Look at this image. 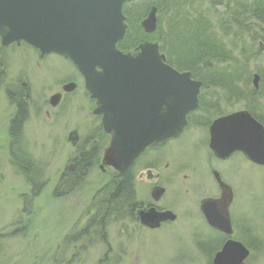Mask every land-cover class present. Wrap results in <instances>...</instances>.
<instances>
[{"label":"rangeland","instance_id":"1","mask_svg":"<svg viewBox=\"0 0 264 264\" xmlns=\"http://www.w3.org/2000/svg\"><path fill=\"white\" fill-rule=\"evenodd\" d=\"M256 45L259 51L250 58L251 74L264 71V42ZM0 70V264H211L218 236L206 223L199 203L219 195L212 170L232 189L231 238L242 240L238 231L248 229L259 247L244 243L250 253L246 263L264 264V166L240 153L215 159L207 145V126L202 125L206 119L209 124L218 115L245 109L244 102H226L221 92L209 88L218 103L209 118L199 115L201 124L188 125L179 138L134 164L138 199L154 201L150 191L154 184L160 185L163 193L154 204L173 213L174 221L158 229L129 220L111 221L103 240L97 231L79 238L91 216L92 196L114 171L98 160L72 191L55 195V188L84 138L88 137V147L100 142V154L109 142L108 136L99 134V118L92 114L94 102L74 67L56 54L40 57L24 44H0ZM252 80L253 76L250 86ZM258 81L254 104L264 119V77ZM71 82L73 90L64 94L62 86ZM23 85L28 94L22 148L41 169L44 181L35 197L9 154L8 129L16 106L7 90ZM56 93L63 98L54 107L49 99Z\"/></svg>","mask_w":264,"mask_h":264},{"label":"water","instance_id":"2","mask_svg":"<svg viewBox=\"0 0 264 264\" xmlns=\"http://www.w3.org/2000/svg\"><path fill=\"white\" fill-rule=\"evenodd\" d=\"M133 0H0V44H24L38 52L61 56L80 73L84 88L94 102L92 113L100 118L109 136L102 150V164L122 173L146 149L176 138L187 125V116L198 109L201 81L189 71L169 65L155 41L139 43L125 52L119 43L128 23L123 12ZM143 32L156 29V9L141 21ZM257 88L258 75H253ZM73 83L65 84L71 91ZM59 94L49 103L56 106ZM209 149L225 160L240 152L248 161L264 166V127L247 110L213 120L208 129ZM220 196L204 198L199 209L212 229L228 238L212 264H244L248 248L231 238L233 229L229 206L233 193L217 171L212 172ZM163 193L156 189L158 199ZM142 224L151 228L161 220L174 219L170 211H139Z\"/></svg>","mask_w":264,"mask_h":264},{"label":"trees","instance_id":"3","mask_svg":"<svg viewBox=\"0 0 264 264\" xmlns=\"http://www.w3.org/2000/svg\"><path fill=\"white\" fill-rule=\"evenodd\" d=\"M151 8L156 9V29L147 34L140 23ZM123 12L128 29L124 40L119 43L121 50L132 52L143 41H155L169 65L178 71H189L192 78L201 81L199 108L188 115L189 124H201L199 115L209 118L210 113L218 108V103L211 98L210 88L221 92L226 102H244L245 109L264 127V119L254 104L258 92L250 86L253 74L249 70L253 52L259 51L256 41L264 42V0H133L124 5ZM256 73L264 77V71L257 69ZM17 88L18 91L7 90L10 102L16 106L8 129L9 154L12 164L30 185L31 195L35 197L44 181L41 169L22 148L28 91L26 86ZM205 123L202 125H208L207 119ZM98 131L102 133L101 129ZM88 142L86 137L75 148L70 157L71 167L62 171L55 195L76 188L81 177L98 161L102 144L97 141L88 147ZM139 207L132 168L120 174L113 172L92 196L91 216L79 231V238L97 231L103 240L106 224L125 218L135 221L134 211ZM248 231L242 228L238 231L241 241L251 248L259 247ZM217 236L219 245L223 238Z\"/></svg>","mask_w":264,"mask_h":264},{"label":"flooded vegetation","instance_id":"4","mask_svg":"<svg viewBox=\"0 0 264 264\" xmlns=\"http://www.w3.org/2000/svg\"><path fill=\"white\" fill-rule=\"evenodd\" d=\"M37 52V51H36ZM75 69V68H74ZM76 70V69H75ZM77 71V70H76ZM77 73L80 75V73L77 71ZM81 76V75H80ZM81 78H82V76H81ZM83 79V78H82ZM72 83V82H71ZM65 85V84H64ZM64 85L62 86V90H63V87H64ZM25 85H23L22 87H24ZM63 92H64V94H67L68 92H70V91H64L63 90ZM56 94H59V101L63 98V96H61V94L60 93H56ZM55 95V94H54ZM58 104H59V102H58ZM57 104V105H58ZM56 105V106H57ZM55 107V106H54ZM93 114V113H92ZM98 117V116H97ZM99 118V117H98ZM99 122H100V118H99ZM210 124L211 123H209L208 125H207V134H208V141H209V133H208V129H209V126H210ZM188 125H190L189 124V121H188V117H187V126L186 127H188ZM100 127V129H101V126H99ZM101 131H102V129H101ZM103 133V132H102ZM103 134H105V133H103ZM181 135V134H180ZM180 135H178L176 138H179V136ZM106 136H108V135H106ZM176 138H174V139H176ZM108 139H109V136H108ZM174 139H170V140H168V141H166L163 145H161V146H158V147H155V148H149V149H146L139 157H137L135 160H134V162L131 164V166H130V168H132V170H133V166H134V164L137 162V160H139L140 158H142V157H145L146 155L147 156H149V155H151V154H154L155 153V151H157L158 149H160L162 146H164L166 143H168L169 141H171V140H174ZM212 155H213V153H212ZM213 157L215 158V159H217V160H219L218 158H216L214 155H213ZM221 161V160H220ZM145 168H147V166H144ZM212 172H213V170H212ZM133 175H134V172H133ZM213 175V174H212ZM214 178V177H213ZM134 181H135V175H134ZM161 187L160 185H158V184H154L152 187H153V190L152 191H150V197H152L153 199L152 200H154V201H157L158 199H155L154 198V196H153V193L156 191V189H158V188H156V187ZM139 201V203H140V207L139 208H137V211H136V213L134 214V218H135V221L136 222H138V223H140L141 224V221H140V217H139V214H138V212H139V209H141V208H143V209H148V208H153L155 211H157V212H162V211H167V210H163V209H160V208H158V206H156V204H154L155 202L154 201H152V202H149V203H144V202H142L141 200H138ZM175 216V215H174ZM176 219V216L174 217V219H170V218H166V219H164V220H161L159 223H158V227H157V229L162 225V224H165V223H171L170 221H174ZM141 225H143L144 227H147V228H149V229H154V228H151V227H149V225H145V224H141ZM212 229V228H211ZM212 230H215V229H212ZM217 231V230H216ZM218 233L222 236V238L223 239H227L228 237L224 234V233H222V232H219L218 231Z\"/></svg>","mask_w":264,"mask_h":264},{"label":"bare ground","instance_id":"5","mask_svg":"<svg viewBox=\"0 0 264 264\" xmlns=\"http://www.w3.org/2000/svg\"><path fill=\"white\" fill-rule=\"evenodd\" d=\"M64 59V58H63ZM70 63V62H69ZM254 74H257V73H254ZM253 74V75H254ZM258 75V74H257ZM258 77H259V75H258ZM194 79V78H193ZM257 86H259V81H258V83H257ZM201 87H202V85H201ZM252 87L254 88V86H253V81H252ZM259 88V87H258ZM243 110H246V109H243ZM238 111H240V110H238ZM236 112V111H235ZM231 113H233V112H231ZM228 114H230V113H228ZM225 115H227V114H223V115H218V116H216L213 120H215L216 118H218V117H222V116H225ZM210 120V119H209ZM213 120H210L211 122L213 121ZM103 132V131H102ZM104 133V132H103ZM105 135H107V134H105ZM208 143H209V141H208ZM208 143H207V145H208ZM208 148H209V145H208ZM245 158V157H244ZM246 159V158H245ZM98 160H100V161H102V152H101V154H100V157H99V159ZM260 166V165H259ZM111 168V167H110ZM112 169V168H111ZM113 170V169H112ZM213 171H216V170H213ZM219 176H220V178H221V175L219 174ZM221 180L224 182V183H226L222 178H221ZM215 182H216V180H215ZM216 184H217V182H216ZM227 184V183H226ZM227 185H229V184H227ZM230 186V185H229ZM217 187H218V184H217ZM156 188H158V189H162L163 190V188L162 187H156ZM231 188V187H230ZM134 189H135V184H134ZM218 189H219V187H218ZM231 191H232V189H231ZM135 193H136V190H135ZM220 196V190H219V195L217 196V197H219ZM136 197H137V194H136ZM217 197H212V198H217ZM152 198V197H151ZM209 198V197H208ZM137 199H138V197H137ZM153 199V198H152ZM233 199V198H232ZM139 200V199H138ZM232 203V202H231ZM231 205V204H230ZM230 207V206H229ZM153 208H148V209H143V208H141V209H139V211L141 212V211H143V212H147V211H150V210H152ZM228 210H229V208H228ZM136 211H137V209L134 211V214L136 213ZM139 213V212H138ZM123 220H129V221H131V222H136V221H133V220H131V219H129V218H125V219H123ZM141 224H142V222H141ZM232 225V224H231ZM107 227V225H105V228ZM158 227V226H157ZM157 227H155V228H157ZM233 227V226H232ZM210 229V228H209ZM216 235H219L220 236V234L218 233V231H216V230H212ZM234 239V238H233ZM236 240H238V239H236ZM225 241H226V239H222V242H220L219 243V247H218V249H217V251L218 250H220V248L222 247V245L225 243ZM242 244H244V242L243 241H241V240H239ZM200 249V248H199ZM201 250V249H200ZM203 251V250H202ZM216 251V252H217ZM215 252V253H216ZM215 253L212 255V257H211V260H210V263L212 264V260H213V258H214V255H215ZM250 254V253H249ZM249 254H248V256H247V258L244 260V264H247L246 263V260L248 259V257H249Z\"/></svg>","mask_w":264,"mask_h":264}]
</instances>
